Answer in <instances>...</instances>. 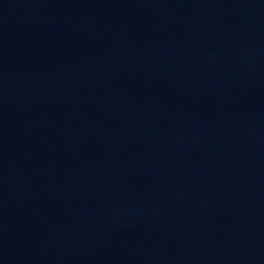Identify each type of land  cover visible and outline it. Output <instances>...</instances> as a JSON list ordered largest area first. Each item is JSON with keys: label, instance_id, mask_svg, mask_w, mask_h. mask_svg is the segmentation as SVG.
I'll use <instances>...</instances> for the list:
<instances>
[{"label": "water", "instance_id": "1", "mask_svg": "<svg viewBox=\"0 0 264 264\" xmlns=\"http://www.w3.org/2000/svg\"><path fill=\"white\" fill-rule=\"evenodd\" d=\"M0 264H264V0H0Z\"/></svg>", "mask_w": 264, "mask_h": 264}]
</instances>
